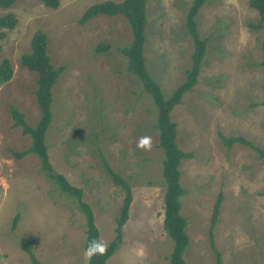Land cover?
Instances as JSON below:
<instances>
[{"label": "rangeland", "instance_id": "374dc122", "mask_svg": "<svg viewBox=\"0 0 264 264\" xmlns=\"http://www.w3.org/2000/svg\"><path fill=\"white\" fill-rule=\"evenodd\" d=\"M101 1L106 0H60L56 9L40 0L0 6V16L11 12L17 18L0 39V61L7 58L13 70L0 85V264L88 263L85 217L76 198L48 180L35 154H13L26 150L30 137L13 126L10 107L22 112L29 125L41 116L34 94L38 74L20 64L37 31L47 36L53 66L63 67L51 88L52 120L45 140L49 162L82 189L99 231L98 244L105 247L114 237L125 196L108 169L131 189L122 242L106 264H168L173 243L163 229L157 107L127 69L121 51L132 41L127 19L98 15L78 23L88 6ZM192 1L146 0L144 64L165 96L191 65L193 43L185 23ZM257 19L248 0H206L196 14L207 52L197 83L170 113L179 148L192 153L179 165L186 190L180 213L189 238L185 264L215 263L209 224L219 192L223 201L213 244L221 264H264V158L239 143L228 148L221 139L241 136L264 148L262 34L249 26ZM100 45L107 48L97 51ZM26 241L34 261L24 249Z\"/></svg>", "mask_w": 264, "mask_h": 264}, {"label": "trees", "instance_id": "16d2710c", "mask_svg": "<svg viewBox=\"0 0 264 264\" xmlns=\"http://www.w3.org/2000/svg\"><path fill=\"white\" fill-rule=\"evenodd\" d=\"M46 7L56 9L60 5V0H40ZM206 0H193L186 15V32L190 35L193 43L191 53V65L186 70L185 79L174 88L168 96H165L158 85L148 73L144 64L143 46L145 41L144 28L146 26V0H122L114 2L111 0L96 2L88 6L78 19L79 24H84L98 15H122L124 16L132 31V41L127 47L121 48L122 53L127 58V69L134 74L141 83L157 107L156 128L158 130V147L163 152L161 162L162 176L164 180V207H163V229L172 240L173 246L168 257V264H185L184 252L188 246L189 238L186 233L187 219L181 215V197L186 190L181 185V171L179 165L185 158L192 156L191 152H183L176 141V123L171 119V111L174 106L181 102L183 94L190 91L198 81V75L202 60L207 52V38L201 37L196 24V14L201 5ZM15 0H0L1 7H10ZM248 5L258 13L257 22L249 24L254 30H261L262 56L258 64L264 67V0H248ZM17 18L11 12L0 16V39L4 38L5 30L15 27ZM107 46H98L97 51L106 49ZM1 52V45H0ZM20 64L31 72L38 74L37 85L34 91L36 102L41 116L35 125H29L24 119V115L16 107H10V113L14 120V127H21V132L30 137V144L26 150L13 152L17 158H22L26 154H35L39 159L41 170L49 181L57 188L76 198L80 211L85 217L86 237L84 249L86 250L93 241L98 244L99 231L95 224L92 208L82 201V189L71 185L63 175L56 173L49 162L47 154L46 133L51 124V88L56 83L63 67H54L48 54L47 36L42 31H37L30 41V52L24 53L20 57ZM13 75L12 66L7 58L0 61V85L11 79ZM264 104V101H263ZM222 142L230 148L234 143L249 146L258 153L259 158H264V148L254 145L241 136L221 137ZM112 181L120 185L125 190V196L120 207L119 215L115 218L114 237L103 248V251H94L88 255L87 264H106L107 260L114 254L122 242V226L128 219V212L132 200L131 189L128 183L119 175L108 169ZM223 194L219 192L213 205L209 224V241L214 251L215 263L221 264L220 252L213 244V230L218 222ZM17 219V217H16ZM14 219V223L16 221ZM30 242L24 243V249L29 256H33L29 248Z\"/></svg>", "mask_w": 264, "mask_h": 264}, {"label": "clouds", "instance_id": "9594fccd", "mask_svg": "<svg viewBox=\"0 0 264 264\" xmlns=\"http://www.w3.org/2000/svg\"><path fill=\"white\" fill-rule=\"evenodd\" d=\"M146 143V141H145ZM104 245L97 244L96 241H93L91 244H89L88 248L85 250L86 255H91L93 254L94 251H103Z\"/></svg>", "mask_w": 264, "mask_h": 264}]
</instances>
